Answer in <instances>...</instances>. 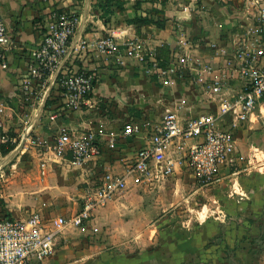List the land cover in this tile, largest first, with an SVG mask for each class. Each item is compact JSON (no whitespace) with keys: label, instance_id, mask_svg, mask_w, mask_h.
Returning a JSON list of instances; mask_svg holds the SVG:
<instances>
[{"label":"crops","instance_id":"1","mask_svg":"<svg viewBox=\"0 0 264 264\" xmlns=\"http://www.w3.org/2000/svg\"><path fill=\"white\" fill-rule=\"evenodd\" d=\"M52 11L73 12L79 18L67 59L96 76L92 97L101 103L95 109L65 111L54 76L28 104L16 96L19 77L26 72L30 52L41 39V26ZM252 12L253 7L244 0H0V14L10 36L9 44L0 47V219L24 221L33 212L44 217L70 212L71 216L100 173L125 177L136 153L147 145L153 122L160 121L165 109L176 111L181 119L218 114L222 104L233 101L243 89L236 56L242 44L250 43L251 28L257 25ZM137 19L147 22L137 23ZM107 37L119 50L112 57L98 56L96 43ZM129 42L136 43L152 60L169 62L175 54L185 55L190 72L202 81L164 84L157 74H146L134 59H128L125 45ZM132 122L140 126L139 134L122 138L121 130ZM62 131L77 137H99L100 157L80 163L67 152L59 154L54 149L55 138ZM235 131L234 154L220 170L219 202L224 204L220 212L224 214L214 217L217 231L233 227L231 221L224 223L228 217L252 229H264V104L255 107ZM3 136L7 143L1 140ZM113 137L114 147L109 148ZM8 145L13 149L6 152ZM186 170L196 183L193 173ZM183 172V168L176 169L168 178L178 175L174 180L178 184ZM125 180L123 192L133 182L132 177ZM123 192L98 209L84 229L68 228L62 239L69 231L92 239L99 233L97 223L111 220L112 210L123 201ZM160 219L163 224L164 218ZM209 221L200 223L198 242L194 234L177 237L162 245L168 253L156 259L166 264H190L194 249L206 243L203 228L211 224ZM188 225L184 224L187 233ZM157 240L151 242L153 247ZM104 242L95 246L97 252L91 245L97 242L90 243L83 264H98L108 256V249L116 247ZM136 246L140 249L142 242ZM129 247L131 253L134 247ZM128 253L122 264H143L144 260L135 261ZM50 261L55 262L53 258Z\"/></svg>","mask_w":264,"mask_h":264},{"label":"built area","instance_id":"2","mask_svg":"<svg viewBox=\"0 0 264 264\" xmlns=\"http://www.w3.org/2000/svg\"><path fill=\"white\" fill-rule=\"evenodd\" d=\"M244 2L253 7L251 14L257 25L251 28L250 43L242 44L236 56L244 86L234 100L224 102L218 114L207 113L194 118L181 119L176 111L165 109L160 121L153 122L147 145L136 153L125 177L101 174L97 182L88 186L73 215L44 217L33 212L24 221L1 218L0 264H45L57 253L64 231L84 229L98 209L124 191L127 177H135V182H140L141 178L160 182L176 169L186 168L201 186L220 182V170L230 162L235 151L237 124L247 120L255 107L264 104V0ZM78 25L79 18L73 12L52 11L47 15L41 26L40 42L30 52L28 68L20 75L16 88V96L23 104L44 91L48 79L54 76L65 111L99 106L101 101L92 97L96 76L67 59ZM9 40L8 27L0 14V47L8 45ZM125 48L128 59H134L146 74H157L164 84L202 81L190 72L185 55L175 54L169 62H164L150 59L134 42L127 43ZM118 50V44L110 37L96 43V52L101 57L115 56ZM225 122L226 126H222ZM139 132L140 126L132 122L124 126L120 136L134 137ZM114 139H110L109 148L114 147ZM1 140L8 142L5 136ZM100 141L93 134L77 137L72 132L62 131L55 138L54 149L59 154L67 152L75 162L82 163L100 157Z\"/></svg>","mask_w":264,"mask_h":264},{"label":"rangeland","instance_id":"3","mask_svg":"<svg viewBox=\"0 0 264 264\" xmlns=\"http://www.w3.org/2000/svg\"><path fill=\"white\" fill-rule=\"evenodd\" d=\"M103 113L100 111V114ZM183 171L179 175L183 180L178 184L174 182L178 175L166 179L163 184V181L157 182L151 178H141L140 182H135L136 178L132 177L133 182L127 186L128 190L120 195V201H123L112 210L111 220L97 223L99 233L92 239L87 234H79L76 231L66 233V239H61L58 251L52 257L55 260L54 264H83L82 258L85 259L86 256L84 251L88 249L90 243L97 242L91 243L95 247L102 245L104 239L103 245L108 242L116 247L111 249L107 247L108 256L98 264H122L124 256H127L126 252H129L128 255L135 261L144 260L143 264H166L163 260L156 259L168 253V249H164L162 245L170 244L177 237L182 239L193 234L198 242L202 234L200 223L206 220H210L211 223L203 228L206 243L194 249L190 255V264H264V229L259 226H254L258 227V230L252 229L249 225L238 223L235 218L228 217V220L223 219L224 223L231 221L230 225L233 227H230L229 231L226 229L217 231L219 226L214 219L218 216L223 217L224 214L220 213L224 208V204L219 202L218 186L221 183L201 186L192 178L189 179L187 175L190 173L185 168ZM69 214L70 212L62 216L69 217ZM162 217L163 224L160 219ZM251 221L249 220V223H252ZM186 222L189 224L186 228H190L188 233L184 228ZM234 224L238 226L234 227ZM130 233L134 235L129 236ZM155 240L157 243L153 247L151 242L154 244ZM137 242H142L140 249L136 246ZM130 245L136 246L134 247L136 249L132 248L133 251L131 249V253ZM97 248H94L96 252ZM48 261L46 264H52V261Z\"/></svg>","mask_w":264,"mask_h":264},{"label":"trees","instance_id":"4","mask_svg":"<svg viewBox=\"0 0 264 264\" xmlns=\"http://www.w3.org/2000/svg\"><path fill=\"white\" fill-rule=\"evenodd\" d=\"M118 8L122 9V6H120L119 4L117 5ZM137 23H146L147 20H141V19H137L136 20ZM13 149V145H8L7 148H6V152H9Z\"/></svg>","mask_w":264,"mask_h":264},{"label":"water","instance_id":"5","mask_svg":"<svg viewBox=\"0 0 264 264\" xmlns=\"http://www.w3.org/2000/svg\"><path fill=\"white\" fill-rule=\"evenodd\" d=\"M0 163H1V160H0Z\"/></svg>","mask_w":264,"mask_h":264}]
</instances>
